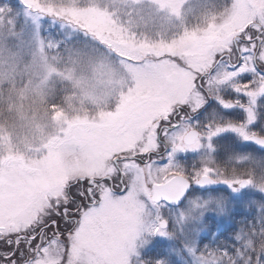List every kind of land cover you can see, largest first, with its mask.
<instances>
[{"label": "snow or ice", "instance_id": "6c2138e0", "mask_svg": "<svg viewBox=\"0 0 264 264\" xmlns=\"http://www.w3.org/2000/svg\"><path fill=\"white\" fill-rule=\"evenodd\" d=\"M0 264H264V0H0Z\"/></svg>", "mask_w": 264, "mask_h": 264}]
</instances>
